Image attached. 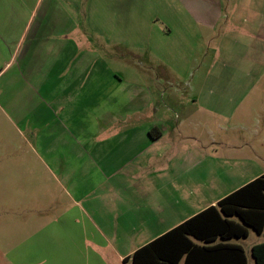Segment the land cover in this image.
<instances>
[{
    "label": "crops",
    "instance_id": "0c3cea01",
    "mask_svg": "<svg viewBox=\"0 0 264 264\" xmlns=\"http://www.w3.org/2000/svg\"><path fill=\"white\" fill-rule=\"evenodd\" d=\"M153 1L0 0V113L32 135L54 184L37 187L50 195L48 205L37 202V251L17 249V260L133 264L150 242L264 175L256 158L212 131L203 143L191 121L198 109L179 106L182 94L114 68L135 66L137 21L151 16ZM163 1L162 16L207 27L221 8L220 0ZM10 146L0 132V194L25 189L24 156ZM228 220L237 236L207 246L245 253L239 242L253 231L263 240L252 258L264 227Z\"/></svg>",
    "mask_w": 264,
    "mask_h": 264
},
{
    "label": "rangeland",
    "instance_id": "374dc122",
    "mask_svg": "<svg viewBox=\"0 0 264 264\" xmlns=\"http://www.w3.org/2000/svg\"><path fill=\"white\" fill-rule=\"evenodd\" d=\"M152 4L151 16L137 21L135 66L127 72L123 66L114 68L139 85L182 94L179 106L198 109L191 121L199 124L203 143L206 131H212L219 144L232 143L244 156L256 158L257 172L264 170V0H220L210 27L194 23V18L186 23L170 20L162 16L163 0ZM167 28L172 33L163 36ZM210 107L216 113L207 112ZM1 124L10 152L24 156L25 189L0 194V264H37V254L17 260L15 252L37 251V202L50 201L49 193H37V187L44 191L54 184L45 163L37 159L32 135L25 129L19 134L0 113ZM57 197L65 201L62 193ZM262 240L249 231L239 242L248 264H253L251 246Z\"/></svg>",
    "mask_w": 264,
    "mask_h": 264
},
{
    "label": "trees",
    "instance_id": "16d2710c",
    "mask_svg": "<svg viewBox=\"0 0 264 264\" xmlns=\"http://www.w3.org/2000/svg\"><path fill=\"white\" fill-rule=\"evenodd\" d=\"M233 217L256 231L264 227V175L150 242L133 264H247L245 253L234 246H207L237 236L228 220ZM252 259L264 264V243L252 249Z\"/></svg>",
    "mask_w": 264,
    "mask_h": 264
}]
</instances>
